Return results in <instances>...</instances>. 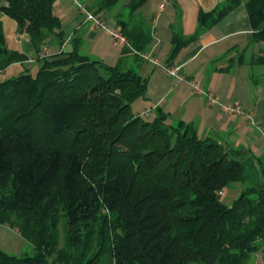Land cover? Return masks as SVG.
I'll use <instances>...</instances> for the list:
<instances>
[{"label":"trees","instance_id":"1","mask_svg":"<svg viewBox=\"0 0 264 264\" xmlns=\"http://www.w3.org/2000/svg\"><path fill=\"white\" fill-rule=\"evenodd\" d=\"M55 1L0 0L38 63L35 73L0 80V224L33 246L21 255L0 249V264H250L264 253V154L201 136L161 107L132 111L147 89L133 66L152 39L137 13L146 0L115 14L126 44L113 65L77 43L42 54L44 40L61 35ZM82 1L97 14L120 0ZM239 2L200 11L195 34L172 36L167 64ZM244 5L249 42L260 45L247 63L264 65V0ZM238 58L246 62L245 51ZM27 60L7 47L0 20V71ZM243 155L261 175L248 173ZM234 183L246 187L226 204L221 195Z\"/></svg>","mask_w":264,"mask_h":264},{"label":"crops","instance_id":"2","mask_svg":"<svg viewBox=\"0 0 264 264\" xmlns=\"http://www.w3.org/2000/svg\"><path fill=\"white\" fill-rule=\"evenodd\" d=\"M78 1L88 9L86 2ZM225 1L146 0L137 10L152 26V39L143 53L155 59L160 53L163 59L167 60L172 36H192L198 29L199 12H209ZM74 4L75 0L55 1L53 12L60 19L61 35L50 34L42 43V54L50 56L60 51H69L73 43H77L80 53L110 65L115 64L125 44L112 39L107 30L86 20L85 15L77 10ZM244 4L245 0H240L211 26L202 29L194 40L184 45L174 60L167 64L180 66L183 80L165 71L166 76L172 78V82L168 83V80L162 76L160 78V73L151 68L153 63L142 59V64H150V68L145 65L142 69L144 76L140 74L147 78L146 94L141 99L150 105L141 104L140 108L132 111L150 116L155 107H161L170 120L190 123L201 136L209 134L228 147L244 148V143L247 142H242L240 138L248 140L254 136L256 140L251 139L248 147L255 156L264 153L262 142L254 135L258 131L257 127L264 126V69L259 71V78L255 80L250 77V65L247 61L235 60L236 56L244 51L245 59L246 55L250 57L260 47L257 43L249 42L252 32ZM152 8L156 13L152 12ZM97 14L110 28L116 27L115 13L104 11ZM0 20L7 47L28 56L26 62L11 64L0 71V76L6 77L19 73L25 63L36 62V53L27 34L18 31L11 18L0 13ZM244 65V73L237 71V66L243 68ZM226 67L227 70H221ZM195 87L212 92L221 101L238 100L249 114L239 116L222 112L217 105L209 104L205 95L195 93Z\"/></svg>","mask_w":264,"mask_h":264},{"label":"rangeland","instance_id":"3","mask_svg":"<svg viewBox=\"0 0 264 264\" xmlns=\"http://www.w3.org/2000/svg\"><path fill=\"white\" fill-rule=\"evenodd\" d=\"M60 1H64V0H60ZM72 2V0H67ZM128 0H120L116 6L110 10L111 13H117L119 10H121V8L125 5V3H127ZM74 4L75 7L77 8V10L80 11V8H78V3L81 4L78 0H75ZM78 11V12H79ZM152 12L156 13V10L152 8ZM151 26V25H150ZM110 35V34H109ZM111 37V36H110ZM252 55V54H251ZM92 59H94V57H91ZM249 55H246V61H249ZM157 59L159 61V63L157 64H151V68L153 67V69L155 71H157L158 73H160V78L161 76L168 80V83L172 82V78L169 76H166L165 74V67L168 66L167 65V61L166 59H163L162 55L157 54ZM239 60L238 56H236L235 60ZM132 59L130 58V61ZM140 66L141 68H139L136 64H133V66H135L136 71H138L139 74L143 75V67L147 64L141 62ZM150 65V64H149ZM147 65L149 68L150 66ZM246 65V64H245ZM242 66L243 68H239V66L236 67L237 71H242V73H244L246 66ZM24 68H26L27 70H29L31 73H35L37 68H38V63L37 62H32V63H25ZM264 69V67H262V65H250V68L248 70L250 77H252L253 79H257L259 78V71L261 69ZM20 72V71H19ZM14 75H6L5 76H0V80H4L5 78L11 77V76H15V74L18 73H13ZM144 76V75H143ZM162 78V79H163ZM170 81V82H169ZM154 84V83H153ZM141 98L137 99L133 105H132V110H136V108H140V106H142L141 104H143L144 106H149L150 103H148L147 101H143ZM262 129V130H261ZM261 129H257L258 131H256L254 133V135L257 136V139H260V142H262V145L264 146V137H262V135L264 136V126L261 127ZM261 130V131H260ZM242 142H247L244 143V147L249 148V143L252 140L255 139L254 136L250 137L248 140H246L245 138L243 139L240 138ZM245 140V141H244ZM256 140V139H255ZM254 148V147H252ZM264 148V147H263ZM264 154V153H262ZM261 154V155H262ZM242 158H245V163L249 166L248 168V173H253L255 172L256 174H260L259 172V167L255 165V167H250V162L253 159L250 155H243ZM264 163V162H263ZM246 187V185L244 183H234L231 187L226 188L223 192V194L221 195V200L223 202H225L226 204H230L232 202L233 199L237 198L240 194V192ZM0 249L9 253V254H14V255H21V254H31L33 253V246L32 244L24 239L19 232L17 231V229L15 228H11L5 224H0ZM250 264H264V253L263 252H258L254 257H252Z\"/></svg>","mask_w":264,"mask_h":264},{"label":"built area","instance_id":"4","mask_svg":"<svg viewBox=\"0 0 264 264\" xmlns=\"http://www.w3.org/2000/svg\"><path fill=\"white\" fill-rule=\"evenodd\" d=\"M78 7L80 8V11L85 15L86 20L92 21L97 27L107 30L112 39L119 40L120 42L126 44L125 37L120 33V31L117 28H115V27L110 28L102 20L100 15L95 14L94 12L88 10L85 5L78 3ZM141 57H142V59L147 60L153 64L158 63L157 59L153 58L150 55L142 53ZM165 70L169 75L174 76L177 79H180V80L184 79L183 75L180 73V66H166ZM194 91H195V93H197L199 95H205L209 104L217 105L222 112L235 114V115H239V116L249 114L248 111L243 108V106L241 105V103L238 100L221 101L212 92L204 91L203 89H199L197 87L194 88ZM257 128L261 129V127H257Z\"/></svg>","mask_w":264,"mask_h":264}]
</instances>
